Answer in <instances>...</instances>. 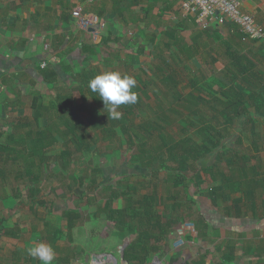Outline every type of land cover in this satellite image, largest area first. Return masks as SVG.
I'll use <instances>...</instances> for the list:
<instances>
[{"label": "trees", "instance_id": "obj_1", "mask_svg": "<svg viewBox=\"0 0 264 264\" xmlns=\"http://www.w3.org/2000/svg\"><path fill=\"white\" fill-rule=\"evenodd\" d=\"M176 20L178 22L172 28L163 27L158 33L142 34L146 46H151L154 51L151 59L158 62L153 75H156L160 88H156L151 96V83L135 77L133 91L137 92L138 100L135 104L118 108L123 113L119 120L110 118L99 95L88 87L96 75L116 67L114 54H108L92 68L71 75L77 86L75 90L82 98L79 106L71 104L72 89H57L48 105H43L40 102L42 96L34 92L27 113L17 119L13 131L0 140V190L5 189L6 182L20 183L32 188L29 196L34 199L51 166L66 170L76 153L86 154L96 146L104 147L106 153L112 154L114 141L119 140V130L132 150L129 160L138 163L141 172L127 171L113 179L97 182L96 177L102 172L92 170L87 176L90 181L85 190L92 192L93 196L108 191L97 206L96 215L113 223L119 232L134 236L123 253L129 264H145L148 256L160 249L158 245L178 225H184L187 241L216 243L219 250L222 242L224 249L238 242L232 240L230 232L216 229L201 210L193 209L189 188L195 191V195L208 200L212 207L222 203L221 210L227 217L239 218L254 211L259 212L258 216H264V175L257 172V164L253 162L255 157L236 149L242 143L240 134L246 130L252 134L254 142L263 137V134L259 135L261 132L255 133L261 124L255 116L264 118V76L259 71V63L264 62V44L260 46V58L243 53L240 45L247 38L237 29L231 30L232 25H229L221 29L229 31L228 38L221 39L214 50L208 45L201 48L198 41L188 43L182 35L188 27L184 25L188 20L181 16ZM209 31L221 33L217 29L204 30L203 33L208 36ZM98 46L106 47V43L84 44L83 54L93 53L92 49ZM171 50L195 66L202 61L199 58L201 51H207L209 62L205 64L216 72L215 64L222 62L223 69L217 72L225 80L220 82L217 91L208 87V93L204 95L198 88L199 80L186 79V88L192 89L182 94L179 85L184 83L185 76L181 77L171 58L166 56ZM200 65L204 67L202 62ZM71 69L65 67L64 71L70 72ZM40 75L45 83L60 87L58 75L52 69L41 70ZM88 100L93 104L91 108L86 105ZM139 110L146 113L147 119L136 124L134 119ZM207 114L211 115L209 120L205 119ZM190 117H196L197 121L191 122ZM235 123L240 127V134L229 147L227 142L234 137L232 126ZM60 143L63 149L58 155L51 156V149ZM51 158L53 162L49 164ZM207 158L211 161L203 165L201 162ZM155 164L159 168L154 170ZM81 186L79 178L78 187ZM143 187L145 193L142 194ZM235 194L242 198L231 199ZM76 196L84 195L74 193L70 197ZM257 199H260V205L255 203ZM156 207H162L167 218L164 219ZM74 213L69 208L63 211L69 219ZM72 228V223H68V229ZM58 233L60 231L46 224L41 238L54 246L59 256L55 259L57 264H69L75 255H71V249L66 246H55ZM241 238L240 242L245 241L246 245L251 242L244 234L238 235V239ZM260 245L255 250L257 256L264 255V241L260 240ZM207 254L205 251L185 264H205Z\"/></svg>", "mask_w": 264, "mask_h": 264}, {"label": "rangeland", "instance_id": "obj_2", "mask_svg": "<svg viewBox=\"0 0 264 264\" xmlns=\"http://www.w3.org/2000/svg\"><path fill=\"white\" fill-rule=\"evenodd\" d=\"M175 19L180 20V10L179 6H176ZM155 15V14H154ZM157 19H154V24L159 23L165 28H172L175 23H170L168 21H162L163 17L161 15H155ZM166 17V16H164ZM165 20V19H164ZM258 20V17H257ZM260 20V19H259ZM258 20V21H259ZM261 21V20H260ZM184 25H188V27L182 31V35L187 39L188 43H192L194 41H200L203 45H208L210 49L216 47L221 39L228 38V32L220 30L221 33L217 31L208 32V36L203 33L204 30L197 28L192 25L190 21L186 22ZM150 23H147V26L143 28V32L141 29L135 28H120L115 29L113 34L111 33V38H115V42L111 43V45H107L106 47H110L111 51L106 49V47L98 46L97 48H93V53L85 55L83 58H79V60L71 61L70 66L72 69L70 72H65L64 75L60 76V87L57 85H43L38 84L37 89L43 94V105H48L53 101L55 93L57 89H72V100L71 104L75 107L79 106L82 103L81 95L75 90L77 88L76 84L73 82L71 75L79 73L81 70L90 69L93 66L97 65L102 57L107 56L108 54H114V61L116 64L115 68H112L110 71H118L122 74H128L132 77H138L144 81H148L151 83L149 86L150 95L156 92V88H160V84L155 78L156 75H153L154 70L157 65L156 59H151L154 51L150 52L152 49H147L146 44L142 41V45L140 44V34L144 33V30H149ZM163 28V27H162ZM231 30L237 29L232 25ZM230 30V31H231ZM86 31V30H85ZM152 32V31H151ZM109 38V37H108ZM101 38L98 37L95 41L98 42ZM110 39V38H109ZM92 44L87 43V45L92 46ZM205 43V44H204ZM262 44L258 42H254L253 40L243 42L240 45L243 53L254 54V56H260V46ZM207 51H201L199 58L202 60V67L197 62V65L187 62L184 58H181L180 55L177 54L176 51H169L166 55L168 58H171L174 63L175 68L180 71L181 77H184V83L179 85V89L182 94H186L192 88H186V79L199 80L197 85L198 88L201 89V92L205 95L208 93V87H211L213 91H217L220 82L225 79L222 78V75L217 71L223 69V63L217 62L215 64V71L212 72L209 65H206L205 62H209V58L206 54ZM180 56V57H179ZM260 58V57H259ZM208 66V68H207ZM208 74H206V70ZM259 71L262 72L264 76V62L259 63ZM211 76H208V75ZM62 83V84H61ZM188 84V83H187ZM62 85V86H61ZM75 90V91H74ZM30 88H26V95L22 100V104L25 103L28 105L31 101L29 97ZM12 99L9 93L7 94L5 91H0V140L5 136V133H8L10 130V122L12 121L10 115L12 113H17L22 115L23 105L21 104L19 109L15 112H12L8 109H5L3 106V102L6 99ZM153 100V99H152ZM88 108H91L93 104L88 100L86 103ZM28 107V106H26ZM211 118L210 114L205 116V119L209 120ZM147 119V115L144 111L139 110L137 117L134 119L136 124L142 122ZM189 120L191 122H196V117H190ZM41 124H43L42 121ZM234 137L227 142L229 147H232L235 137L240 134V127L238 123L232 126ZM249 131L246 130L242 135V143L247 144L249 140ZM119 140L114 141L115 149L112 154L106 153L104 147L97 148L92 147L88 153L79 154L76 153L73 157V162L70 167L66 170H61L58 166H51L46 172L47 179L42 182L39 186V192L35 194V198L31 199L29 196V191L32 190L31 187L23 186L22 184L15 185L14 183L6 182L4 186V190H0V226H12L18 228L21 225L22 230L24 232L28 231L33 225L38 229H41L46 224H50L57 231V244L60 246L65 245L67 239L61 233L63 225L65 223H74L78 229V238L77 242L80 245H83L85 249L91 250V256L86 258V262L90 260L93 264H99V262H95V259L98 257H102V259H97L102 261L103 264H111L107 258H110L114 261V264H129L124 256V250L130 243L134 240V236H129L126 232H123L127 235L125 238H122V241H113L109 243V239L112 238L111 232H119L115 229L114 224L111 222L105 221L103 216L96 215L97 206H99L104 197L108 194V191H103L100 195L93 196L92 192L86 191L85 187L89 184L90 180H87V176L93 171H101L102 175H98V181H104L105 179L110 180L114 177L121 175L122 173H127V171H140V166L136 162L130 161V157L132 155V150L129 149L128 144H126L125 137L119 130H117ZM63 149L61 143L59 145L54 146L50 155H58L60 151ZM49 155V156H50ZM211 158H207L203 160L201 163L205 165L209 163ZM53 162V158L50 159L51 164ZM154 170L158 169V164L153 166ZM148 175V173H145ZM79 178L82 180V186L78 187ZM133 179H130L132 181ZM139 183H142V178H139ZM116 185L115 183L113 184ZM146 185V184H144ZM31 188V189H30ZM30 189V190H29ZM75 189V190H74ZM81 194L84 196H76L70 197L74 193ZM141 193H145V187L141 189ZM189 195L192 197L194 201L193 209L201 210L204 213V216H209V221H211L212 225L216 227L220 222L219 220L226 221L227 218L221 213V207L223 204L219 202L217 207H212L210 202L203 197H199L195 195V191L191 188L188 189ZM69 197V198H67ZM232 198L234 195L231 196ZM67 201H74L73 207L75 213L71 216V218H67L66 215L61 214V216H52V205L53 201L61 202L60 199H66ZM56 199V200H54ZM64 201V200H63ZM42 202V204H39ZM61 204V203H59ZM161 216L165 219L167 218L162 213V207H156L155 209ZM61 209L57 211V213H61ZM163 214V215H162ZM9 215V216H8ZM223 217V218H222ZM3 219V220H2ZM229 220V219H228ZM230 229V228H229ZM232 229V228H231ZM230 229V230H231ZM106 234V237L102 238V233ZM122 233V232H119ZM87 234H90L89 238ZM109 234V237H108ZM186 231L184 229V225H178L174 228L171 235L161 244L160 249L156 253H151L148 256V259L145 264H185L190 258L194 257L195 259L199 254L208 252L206 256L205 264H264V255L257 256L255 254V250L257 247H260V240L262 239L259 236L253 235L250 236L251 242L250 245H246L245 241L240 242V246H234L224 249V245L221 243V250L216 249L217 244L208 242L203 243L201 241H187L185 238ZM35 235H33L34 237ZM36 237V236H35ZM236 242V239H232ZM42 243L39 240L32 239L31 244H39ZM105 243V246H103ZM219 246V245H218ZM123 249V250H122ZM246 249H249L246 251ZM78 257H81L80 252H78Z\"/></svg>", "mask_w": 264, "mask_h": 264}, {"label": "crops", "instance_id": "obj_3", "mask_svg": "<svg viewBox=\"0 0 264 264\" xmlns=\"http://www.w3.org/2000/svg\"><path fill=\"white\" fill-rule=\"evenodd\" d=\"M175 1L0 0V91H5L12 97V99L7 98L3 102L5 109L10 110L11 113L19 109L22 100L27 97L26 88L31 89L29 92L30 103L28 105L26 103L25 105L22 104L25 108L23 109L24 113L22 115L17 113L10 115L12 121L8 133L13 131L15 121L27 113L32 102L33 93L38 92L43 97V94L36 87L38 84L47 86L49 84L43 81L40 75L41 70L52 69L58 75V81H60V76L65 73L64 68L69 67L72 60L76 61L85 57L82 48L84 44H92L91 41L93 40L94 44L103 42L106 43V46L111 45L115 42V38H111V33L113 34L115 29L137 27L142 30L147 26V23H150V31L160 32L165 25L156 24L155 26L153 22L154 19H157L155 15H161L163 17L162 21L175 23L174 12H176L177 5L180 10L181 0ZM244 11L254 16L256 20L258 17V20L261 21L257 20V22L264 26V0H248L244 6ZM83 17L88 20L90 26L95 30L85 31L80 28L79 19ZM141 30H139L141 38L139 42L142 45L144 39ZM144 32L148 33L149 31L144 30ZM98 37L101 39L96 42L95 40ZM158 39L157 36L156 42ZM146 48L152 49L149 45ZM107 49L111 51L109 46L105 50ZM43 63L46 64L45 68H41ZM42 100H40L41 103ZM255 119L261 123L256 128L255 133L261 132L258 134H263V137L254 142L252 134L248 132L250 137L247 144L243 145L241 143V146L236 149L246 152L249 157H255L253 162L257 164V172L264 175V118L256 115ZM242 135L240 134L241 138ZM67 198L60 199L61 202L59 203L61 204L56 202L57 200L52 202V216H61L63 211L68 208L74 210L72 206L74 201H67ZM237 198L241 199L242 196L235 194L233 198L231 197V199ZM262 199L264 201V197ZM255 203L260 205V199H257ZM59 209H61V213H57ZM221 213L227 220L220 219V223L215 228L230 232L232 239L238 240L235 243L237 247L240 246V241L243 240L242 238L238 239L240 234L246 235L247 240H251L252 237L250 238V236L256 235L264 241V216H258L259 212H247L239 218L227 217L223 211ZM72 226L73 228L69 230L67 222L65 226L63 225L61 233L65 236L67 242L63 246L57 243L55 246H66L71 249L70 254L75 255V257L70 259L69 264H93L91 260L89 262L85 261L88 256H91V250L85 249L83 245L77 242L78 229L74 227V223H72ZM3 227H7L8 230H4ZM43 230L44 226L38 229L34 225L26 232L22 230L21 225L18 228L9 225L0 226V264H41L38 258H33L28 254L27 249L36 245L31 244L32 239L35 242L39 240L42 243L49 244L41 238ZM111 234L112 238L109 239V243L111 239L119 242L127 236L119 232H111ZM33 235L36 237H33ZM101 235L102 238L106 237L104 232ZM89 236L90 234H87L88 238ZM103 246H105V243H103ZM78 252H80L81 257H78ZM57 257L59 256L56 254L55 259ZM107 259V262L114 264L113 260ZM95 262L103 264L102 261L97 259H95ZM53 264H57L56 260L53 261Z\"/></svg>", "mask_w": 264, "mask_h": 264}, {"label": "built area", "instance_id": "obj_4", "mask_svg": "<svg viewBox=\"0 0 264 264\" xmlns=\"http://www.w3.org/2000/svg\"><path fill=\"white\" fill-rule=\"evenodd\" d=\"M247 2L248 0H181L180 14L199 29L221 30L233 25L247 39L264 44V26L244 11ZM79 21L83 30L94 29L85 17ZM45 66L43 63L41 68Z\"/></svg>", "mask_w": 264, "mask_h": 264}, {"label": "clouds", "instance_id": "obj_5", "mask_svg": "<svg viewBox=\"0 0 264 264\" xmlns=\"http://www.w3.org/2000/svg\"><path fill=\"white\" fill-rule=\"evenodd\" d=\"M91 92L99 95L111 119L119 120L123 113L118 111L121 105L135 104L138 100L136 80L130 75L118 71H107L96 75L89 81ZM108 116V117H109ZM28 254L38 258L41 264H53L56 253L50 244L39 243L27 249Z\"/></svg>", "mask_w": 264, "mask_h": 264}, {"label": "bare ground", "instance_id": "obj_6", "mask_svg": "<svg viewBox=\"0 0 264 264\" xmlns=\"http://www.w3.org/2000/svg\"><path fill=\"white\" fill-rule=\"evenodd\" d=\"M97 259H102V257H98Z\"/></svg>", "mask_w": 264, "mask_h": 264}, {"label": "water", "instance_id": "obj_7", "mask_svg": "<svg viewBox=\"0 0 264 264\" xmlns=\"http://www.w3.org/2000/svg\"><path fill=\"white\" fill-rule=\"evenodd\" d=\"M123 250V249H122Z\"/></svg>", "mask_w": 264, "mask_h": 264}]
</instances>
